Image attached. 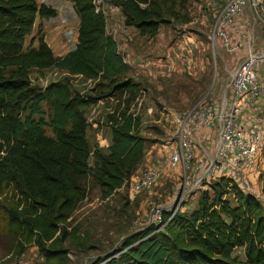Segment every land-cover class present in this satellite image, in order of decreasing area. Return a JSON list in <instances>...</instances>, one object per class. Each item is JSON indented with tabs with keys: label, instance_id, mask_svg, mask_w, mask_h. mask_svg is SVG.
Listing matches in <instances>:
<instances>
[{
	"label": "trees",
	"instance_id": "trees-1",
	"mask_svg": "<svg viewBox=\"0 0 264 264\" xmlns=\"http://www.w3.org/2000/svg\"><path fill=\"white\" fill-rule=\"evenodd\" d=\"M70 1L79 16L77 43L56 56L43 35L38 47L35 38L29 48L25 41L37 17H55L57 9L38 0H0V214L17 240L15 251L36 246L46 261L68 259L65 243L80 231L71 220L86 198L85 179L91 177L104 197L119 191L145 157L148 142L141 134L142 117L132 109L140 85L127 75L129 65L107 31L106 14L97 11L94 0ZM106 1L142 36L155 37L173 20H190L176 7L185 8L186 0ZM53 66L98 80L102 90L81 95L66 80L32 86V69ZM113 97L120 103L106 116L112 142L108 152L92 151L86 109ZM45 102L52 110L48 121ZM205 185L209 188L191 213L177 211L170 218L165 212L162 229L131 233L89 264H264L262 200L226 176ZM9 189L16 199H1ZM77 246L86 250L87 240L82 237ZM237 250L244 258L234 255Z\"/></svg>",
	"mask_w": 264,
	"mask_h": 264
},
{
	"label": "rangeland",
	"instance_id": "rangeland-1",
	"mask_svg": "<svg viewBox=\"0 0 264 264\" xmlns=\"http://www.w3.org/2000/svg\"><path fill=\"white\" fill-rule=\"evenodd\" d=\"M38 2L54 6L57 15L51 18L38 16L34 30L26 37L25 47H31L33 38L36 39L33 46L38 47L39 37L43 35L54 54L64 56L77 43L79 16L74 5L70 0ZM184 5L185 8H182V4L176 7L182 15L188 14L189 21L183 18L173 20L170 24L162 25L155 37H148L142 36L136 27L126 24L125 15L119 7L108 1L102 2L107 31L118 42L119 52L129 65L127 75L140 85L132 101V109L142 117L141 134L148 141L145 157L127 184L108 197L103 196L91 177L85 179L86 198L80 202L71 220L72 226L77 225L80 231L77 238L65 243V247L71 249L66 261H46L36 246H30L24 253L18 254L15 251L17 240L7 230L5 219L0 214V264H89L99 256L114 251L131 233L150 226L162 229V223H156L153 218L157 209L160 208L163 213L174 209L176 212L191 213L198 206L201 192L209 188L205 185L206 179L196 188L186 180L192 172L191 167L215 157V153L211 152L218 146L219 130L212 131L209 143L202 144L208 154L197 145L196 157L190 167L184 163L173 167L170 157L179 140V120L204 101L222 103L223 97L230 95L229 84L237 65L250 49L264 59V9L260 13L252 10L250 17L249 11H245V15L239 19L237 24L241 27L232 31V37L240 47L232 53L219 39L214 41L210 38L227 0H186ZM39 31L42 33L39 34ZM198 40L203 49L196 48V57L192 61L190 46L197 44ZM257 71L259 78H264V60ZM30 78L34 87H45L52 81L66 80L74 92L86 96L96 95L102 90L98 80L72 75L55 66L42 71L32 69ZM119 103L120 97H113L87 107V134L92 151L108 152L112 132L106 116ZM247 107L248 115L253 111H257L258 116L264 115V96L251 100ZM43 110L45 119L50 120L52 110L46 102L43 103ZM45 131L53 136L50 127L46 126ZM94 161L92 156L91 165ZM261 166L264 167V164L259 156L255 166L256 171L260 169L259 178L257 176V180L252 181L244 176L243 182L247 192L253 193L264 203V168ZM148 168L157 170L159 177L150 188L133 195L130 191L131 182ZM201 168L204 170L206 167L203 164ZM1 199H16L15 192L6 190ZM82 237L87 240L85 248H88L78 251L77 243ZM234 255L244 258L242 250H237Z\"/></svg>",
	"mask_w": 264,
	"mask_h": 264
},
{
	"label": "built area",
	"instance_id": "built-area-1",
	"mask_svg": "<svg viewBox=\"0 0 264 264\" xmlns=\"http://www.w3.org/2000/svg\"><path fill=\"white\" fill-rule=\"evenodd\" d=\"M103 1L106 0H94V3L97 11L105 13L102 8ZM248 7L260 13L264 9V0H227V5L218 18L210 38L214 41L219 39L229 52H236L240 44L234 41L232 31L236 29L237 22L245 15ZM263 60V56L251 50L234 71L229 84L230 95H225L222 103L204 101L179 120L177 127L179 140L170 157V164L173 167L182 163L191 166L190 163L196 157L198 133L204 129L219 130L215 157L191 167L192 172L186 181L193 188H196L203 179L211 182L226 176L247 191L241 172L244 168L257 164L264 145V128L257 124L247 126L243 118V108L251 100H258L264 96V78H259L257 71ZM203 164L206 167L204 170L201 168ZM158 177L157 170L146 169L141 176H135L136 179L131 182V193L136 195L150 188ZM170 213L171 218L176 209ZM153 218L156 223H162L163 211L157 209Z\"/></svg>",
	"mask_w": 264,
	"mask_h": 264
},
{
	"label": "crops",
	"instance_id": "crops-1",
	"mask_svg": "<svg viewBox=\"0 0 264 264\" xmlns=\"http://www.w3.org/2000/svg\"><path fill=\"white\" fill-rule=\"evenodd\" d=\"M249 11V12H248ZM246 12H248L249 13V17H250V14H252V9L251 8H247L246 9ZM248 13H247V15H248ZM249 17H248V19H249ZM248 24H250L249 23V21L247 22ZM241 26L240 25H236V29L238 30L239 28H240ZM236 29H234L233 31H235ZM233 35H235V33H233ZM194 40V39H193ZM221 42V41H220ZM195 43H196V41H195ZM199 44H201L202 45V43L201 42H199V40L197 41V44H193L192 46H190V55H191V57H192V61H194V59L193 58H195L196 57V48H202L201 47V45H199ZM221 44H222V42H221ZM203 49V48H202ZM251 51V49L248 51V53ZM247 54V53H246ZM239 65V64H238ZM238 65H237V67H238ZM213 102H217V101H213ZM250 105H253L252 103L250 104ZM248 106V105H247ZM247 106H245L244 108H243V118H244V121H245V123H246V125L247 126H252V125H254L255 123H259V124H261L260 126H262L263 128H264V122H262V121H264V115H262V116H258V115H256V113H257V111H253L252 113H251V115H248V108L249 107H247ZM249 116V117H248ZM248 118H250V119H248ZM263 123V124H262ZM214 130H217L218 131V129H204L202 132H200V133H198L197 134V145H200V147L203 149V151H205V153H207L208 154V152H207V150L202 146V144L204 143V144H207V143H209V139H210V136L212 137V135H213V132L212 131H214ZM215 132V131H214ZM218 136H219V132H218ZM198 147V146H197ZM216 152H217V148L214 150V151H212L211 153H215V155H216ZM206 154V155H207ZM260 157H261V160H262V163L264 164V145H263V148H262V151H261V153H260V155H259ZM256 166V165H255ZM255 166H253V167H246V168H244L243 170H242V175L243 176H245V177H248L249 179H251L252 181H256L257 180V176H258V173H259V170L258 171H256V168H255ZM262 167V166H261ZM262 168H264V167H262ZM262 172H263V177H264V169H262ZM258 178H259V176H258ZM261 178V177H260Z\"/></svg>",
	"mask_w": 264,
	"mask_h": 264
}]
</instances>
